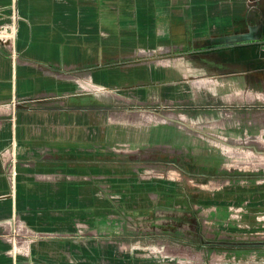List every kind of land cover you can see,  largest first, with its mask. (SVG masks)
<instances>
[{
    "label": "rangeland",
    "instance_id": "rangeland-1",
    "mask_svg": "<svg viewBox=\"0 0 264 264\" xmlns=\"http://www.w3.org/2000/svg\"><path fill=\"white\" fill-rule=\"evenodd\" d=\"M156 4L158 32L111 49L107 67L128 76L74 83L109 142L39 179L79 192L62 231L27 236L83 241L65 264H264V0ZM12 85L0 114L48 98Z\"/></svg>",
    "mask_w": 264,
    "mask_h": 264
},
{
    "label": "crops",
    "instance_id": "crops-1",
    "mask_svg": "<svg viewBox=\"0 0 264 264\" xmlns=\"http://www.w3.org/2000/svg\"><path fill=\"white\" fill-rule=\"evenodd\" d=\"M160 1L169 3L0 0V32L15 36L14 41L0 37V83H14L20 100L48 97L39 105L17 107L12 115L0 114V264H65L63 258L78 255L83 241L27 236V231H62L64 203L75 201L65 194L79 192L39 179L73 173L82 147L109 142L97 128L95 111L81 107L74 83L128 76L107 67L111 49L122 46L117 35L146 33L150 25V33L158 32L156 19L169 17L157 12ZM10 49L17 52L12 60Z\"/></svg>",
    "mask_w": 264,
    "mask_h": 264
}]
</instances>
